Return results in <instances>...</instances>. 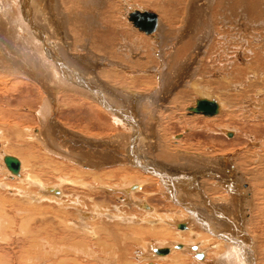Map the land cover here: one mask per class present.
Listing matches in <instances>:
<instances>
[{
  "label": "bare ground",
  "instance_id": "1",
  "mask_svg": "<svg viewBox=\"0 0 264 264\" xmlns=\"http://www.w3.org/2000/svg\"><path fill=\"white\" fill-rule=\"evenodd\" d=\"M13 1H14L15 5H17V4H19V6L22 5V7L20 6L21 7L20 14L17 13V16H15V17H7L6 19H3V20L1 19L2 23H0V78L3 80L2 82L8 81L10 83V84L9 83H5V84L3 83L4 86L2 88H4L5 92L7 91V89L8 90L14 89V91H15V89H17L19 86H25V84L28 85V83L32 82L34 85H36V87L38 88V91H40V94H41V92H43L45 94L44 95V96H46L45 101H48V99H50L51 104L48 105V103H49V101H48L46 103L47 104L46 108H48L52 105L51 107L53 109L56 107V105H55L56 101L58 103L59 99H61V98H62V100L65 99V98L63 99V97H61V95H70V97H71V95H73L74 98H77L78 95L76 96V93H78L80 96L84 97V99L81 98V99H83V101H85L87 103H88V101H90V102L96 104L99 107L98 109L100 111V113H99L100 115H102V114L107 115L109 113L112 116V117L111 116L110 117L112 119V122L115 125L119 124L121 126V124H124V126L127 128L126 130L130 131V133L127 134L128 137L123 135V134L122 135L118 134V135H114V136L112 135L111 137L110 136L107 137L106 135L105 136L102 135L101 137H98V136L94 137L93 135H90V134L87 135L88 133L85 136L84 133L79 134V133L74 132V131L66 130L64 127H62V124L60 122L56 121L52 116H44V114H46V112L44 110L45 108H43V110H40L41 108L39 109L41 112H40V114L37 113L38 115L36 116V118L38 117V119H39V121H38L39 124H37L38 127L37 126L32 127L33 128L32 129L33 134L36 136V138L39 141H42L43 143H45L44 141H46V144L48 146H45L46 144L45 145L43 144V145L45 147H47L49 152H51L54 149L57 151V153L59 154V157L56 154L55 155L57 157L56 156L55 157L58 158L59 160H62L59 162V164H64L65 166L63 165V167H66V168L71 167L69 165L73 164V166L76 167V169L78 168L77 169L78 174H76L77 175L76 178L71 177V178H75V180H68V184L69 185L70 184L75 185L76 187L79 186L80 188H83V190L80 192L71 191L70 192L71 194L69 193L70 195L67 193H64V189H63L64 183L62 182V180L61 181L59 180L62 183H60V185H58V186L57 185L56 186L41 185V188H43V190H45V193H51L52 195H55V196H57V198L60 199V202H58V209L59 210H58V216H57V231L53 230L54 233L50 234V232H47L48 229H46L44 225L42 226L41 221H39V220H38L39 223H35L36 226H30L31 228L27 226L28 228H30V229H28V231L26 233L28 238H24V239L27 240L25 244H27L26 246H27L28 252L26 253V250L22 249V250H24V252H22V253L28 254V256L26 254H25V256L30 257L32 260L39 258V262H36V260H35L34 262L31 261L32 263H30V264H121V263H124L125 261L128 262L126 259H125V261L122 260V257H124V254H126L125 252L123 254H121V251L122 252L124 251V250H122V248L119 250L120 253H118V255H117V250H114V251H116V256H114V258H110V255L108 253V242L110 239L111 240L115 239V237H116V235L114 234L115 231H116V233L122 231L121 228L117 227V229L113 232V231H111V230H113V229H111L112 226L110 227L111 230H109L105 224L108 223L110 220H115L118 224H120V222H127V221H129V223H135V227L128 228V229L134 233L137 240H142V241L144 240V237H142L140 235L143 231H145L147 233L146 234L147 236L152 235L153 237H155V239H157L156 242L159 241L157 244H155V242H153L154 244L151 242H144V243L140 242V243H142L140 246H138V243H137L136 247H139V250H138L137 256H136V258L138 260V261H136L137 263L132 261V262H128V263L125 262L126 264H139L138 262H140V260H147V262H146L147 264H154L153 262H151V260L152 261L154 260V262H155V261H160V260L162 261V260L167 259V261H168V259H175V258L176 259L181 258V260H179L178 264H186V262H184V259L182 260V257L190 258L191 261L188 259V262L190 261L189 262L190 264H191V262H193L192 264H222V263L233 264L234 263L233 258L235 260H237V264H254V260H255L254 253H255V251L253 252V246H255V243H256L255 240L256 239L254 238V236H253V238L251 237V235L249 234V231L246 229V226H248L247 228L250 227L255 232H258V233L260 232V234H262L264 232V204L263 205L259 204V205H261V207H259V205L254 206V204H253L254 203V201H253L254 197L253 196L255 195V193L257 194V196H258V194H262L261 196L260 195L259 196L262 198V202H264V174L262 175L259 172L260 175L259 174L256 175L254 172H251V174H250L252 176L251 179L253 181H255V191H256L255 193L253 192L254 193V195H253V193H251V186H250L251 184H248L246 181L245 182L242 181L243 177L239 178L240 173L236 168H234V165L231 164V160H230L231 158H229V156H225V157L219 156L217 158H209V157H205V156L201 157V155L199 153H197V154L195 153L196 155H193L191 152H189V151H191V149L189 147H187L186 150H189V151H182L181 154H183V156L178 157V153L180 154V152L177 153V150H178L177 147H181L179 142L183 139L184 133H188L190 131L189 129L184 130L185 132L183 134L175 135L174 137L172 136L173 140H174V142L173 141L172 142L174 143V145L171 146L170 149L168 147L165 149L164 146L159 145L160 143L154 142V139L156 138L155 137L156 134L154 132H152L153 137L145 136L144 135L145 134L144 133L145 127H144V125H142V122H144V121L143 120L141 121V118H143V117H141L140 120L137 119L138 113L141 114V112L136 111V109L140 110V108L142 106L141 107L136 106L135 101H134L133 105L128 104V106L126 107V105L124 104V100L120 98L119 92H121V91L119 90V92H118V89H117L118 83L115 84V85H117V86H115L116 89H111V88H108V85L105 83V81H101L99 79L92 81L91 79L87 78V76H86L87 74L85 72L86 68H82L81 65H80L81 67L79 66L80 62L85 61V57H83L79 53H74L75 50L76 51L80 50V49L82 50L83 47L78 46V41H77L78 39L74 40L75 36L72 39L74 42L71 41V43H70L68 41V38L70 36H68L67 29L64 26H62L61 24H57V21L55 20L56 15L50 14L51 9L49 8L48 12H46L47 8L45 9L44 7H42V3H38V1L35 2V6H36L35 10L31 9V7L29 6L30 3L32 4V2H31L32 0H19V1L13 0ZM49 1L53 2L54 0H49ZM178 1H180V4L183 3V0H178ZM186 1H188V2H186ZM194 1L192 2L190 0H185L184 3L186 5L188 3H194ZM204 1H206V3H207L206 8L208 7L209 3H211L213 1L214 9L216 8V11L220 13L218 15V17L221 18V27L223 29L221 32L224 34H221V36H217V37H219V39L221 37V42L219 41L217 43V41H216L217 37L215 38L213 36V33L208 30V40L212 41V39H214L213 40L214 45L212 46L213 51L214 50L218 51V54H220V55H218L217 57L220 56V59L222 57V62H220L221 64L217 63L220 66V68H219L220 72H215V74L212 75L213 78H211L208 81L201 80V82H202L201 85L204 84V86L202 85L203 87H201V85H199L197 82H194L195 80L191 81V78L194 76V74H193L194 70H191L190 68H189V70L187 69V71H188L187 72L188 73L187 78H184L186 75L185 76L183 75L179 79H176L178 77V75H180L181 70H182V68H180V67L177 68L178 67L177 66L176 68L173 69L174 73H175L174 81L173 82L171 81L172 83H170V85L168 84L169 87L164 89L165 83L161 85V83H162L161 81L163 79L164 74H166L165 70H163L165 68V58H163L164 56L162 55L163 50H160L161 51L160 53H158L156 51L154 56L155 55L157 56L156 58L158 59L157 61L159 64L155 67L156 69L155 68L153 69L154 70L153 72L156 73V76L155 75L154 76L157 78V82L159 83V86H161L164 90H166V95H164L165 93L164 94L161 93L160 87L158 86L159 89H157V87H155L157 89V92L154 93L153 95L150 96V93L148 94V96L146 95V97H145V95H143L142 98H145V99H143V102L145 103V105H147L148 109L149 108L151 109V106H153V105H155V107H157L160 105L163 106V103H167V102L175 103V101H177V98H175V96L177 95L178 87H179L180 83L184 84L187 82L189 84V86H186V87H188L189 90H185V91L182 90L183 92L181 91V93H179L178 95L182 97L185 95L190 96L191 94H195V95L197 94V95H200V97L195 99L196 102L194 105H191V106L184 108L185 109L184 115L190 116V117L191 116H193V117L203 116L202 118L209 117V119L214 118V120H215V117H219L216 120L217 122L224 119L223 117H226V120L228 122L229 118H227V117H231V119H232V117H233L232 115L233 114L235 115L236 111L240 110L238 107H236L235 104H232L229 102L228 99L231 97V93L232 92L239 93L242 96L245 94L246 98L244 100V102H245L244 104H248L247 106L250 109L248 112L250 113V118H251V119L248 118L249 120L246 121V122H248L246 124H249L248 125L249 129H247V130L249 132H252L253 129L255 131L262 129L264 131V88L261 87V86H264V84H261V82H263L264 80H259L260 77H264V72L258 70V68H264V0H204ZM9 2L11 3V1H9ZM54 2H56V1H54ZM62 2L66 3L63 0H62ZM70 2L71 1L69 0V3ZM2 4H4V2ZM14 4H13V6H15ZM155 4H156L155 6L158 7L159 10L163 11V13L164 12L166 14L168 13V10H166V8L163 7L162 2H160L159 4L157 2ZM178 6H180V5H178ZM191 6H192V4H191ZM57 7H58V2H57ZM64 7H65V5H64ZM178 9H179V7H178ZM186 9H189V8H186ZM57 10H58V8H57ZM67 10H68V8H67ZM189 10H190V12L188 11L189 13L187 12L188 14L186 15V17H187L186 24L183 26V28L181 27L182 29H180V31H177L178 34H180V32H183V34H182L183 37L188 39V40L190 38H192L191 36H189V34H192V31L194 30V28L197 27V26L195 27V23L193 24V21L195 22V19L197 17V15H195L196 14L195 10L193 8H191ZM134 11H136V9ZM137 11L145 12L147 10L141 9V10H137ZM26 12H27V15H24ZM147 12H149V11H147ZM45 13H47V15H45ZM130 13L131 12H130L129 8L126 9V15L123 13L125 15L126 20H129L128 17H129ZM59 14L65 15L66 12L64 10H61V11H59ZM223 14H227V15L224 16ZM86 15H88V13ZM49 17H51V18L49 19ZM81 17L83 18V16H81ZM155 17H156L157 26H156L155 31L153 32L154 34L153 33L148 34L149 37L153 38L154 48L158 47L159 35L162 34V32H161L162 31V22H160V20H159L160 17H159V19L156 15H155ZM60 18H61V16H60ZM199 18L200 19L202 18L205 20L206 19L205 14L202 13V15H199ZM226 18H227V20H226ZM7 20H9V21H7ZM230 20L234 21V28L229 24ZM173 22H175V21H173ZM183 22H185V20ZM207 22H208V20H207ZM235 22H238V24H239L238 27H236ZM73 23H74V21H73ZM72 25H74V24H72ZM213 25H214V22H213ZM75 26H76V24H75ZM79 26H80V23L78 26H76L77 30L79 29L78 28ZM171 26H172V24H171ZM68 27L70 28V25H68ZM173 27H175V26H173ZM248 27H253V29H256V32L253 31L252 29H251V31L247 30L246 28H248ZM72 29H73V27H72ZM75 29L76 28H74L73 30L75 31ZM68 30H70V29H68ZM111 30H112V28H111ZM230 30L232 31L231 35H230ZM242 30H244V31L240 32ZM1 31L4 34H1ZM74 31H73V33H75V32L79 33L81 30L80 31L78 30L79 32H77V31L74 32ZM92 32H93V30H92ZM138 32H141V31H138ZM193 33H194V31H193ZM245 34H248V36H247L248 41L245 40ZM95 36H96V34H95ZM231 39H233L232 45H231V42H232ZM76 41H77V46H76ZM187 42H189V41H187ZM234 43H236V45H234ZM241 44L243 46L244 45L245 46L243 48H240L239 45H241ZM247 45L248 46L251 45L252 47L250 46L251 49H247V52H246ZM203 47H204L203 49L205 50L207 48V45L205 44V46H203ZM217 47H222V50H221V48H217ZM230 47H231V49H230ZM197 48L199 49V52H198V54H199L200 49H202L201 48V42H199V41L197 42V46L195 47V49H197ZM242 49H244V50L242 51ZM229 50H231V51H229ZM213 51H212V53H213ZM83 53H84V50H83ZM205 53H207V52H205ZM215 53L217 54V52H215ZM193 58H195V56H193ZM197 58H198V56H197ZM97 61H99V59ZM99 63H101V62H99ZM112 66H114V65H112ZM188 67H189V64H188ZM158 69H160V71ZM254 69H257V70L255 71ZM103 72H105V71H103ZM103 72H102V74L105 75L106 77H108V76L112 77L113 73H110V72L103 73ZM157 72H159V73H157ZM115 75H118V73ZM217 75L220 78H217ZM210 76L211 75H209V77ZM209 77H207V79ZM108 78L110 80V77H108ZM93 79H95V76L93 77ZM237 79H239V80L237 82H235L234 80H237ZM111 81L113 82L114 79H111ZM116 81H118V80H116ZM259 81H261V82H259ZM205 82H206V84H205ZM121 84H122V82H121ZM183 84H181V85H183ZM31 86H32V84H30V87ZM27 88H28V86H27ZM27 88H26V90H27ZM105 88H107L111 92L108 91L109 92L108 93ZM169 90L171 91L170 93H168ZM14 91H12V92H14ZM250 91L255 93L254 97H252L250 95ZM17 92H19V91H17ZM215 92L220 94L219 99L215 98L212 95ZM167 93H168V95H167ZM32 94H34V93L32 92L31 96H33ZM20 95H24V94H20ZM126 96H128V95H126ZM131 96H128V97H131ZM33 97H35V96H33ZM170 97H172V98L170 99ZM236 97H238V96H236ZM40 99H41V96H40ZM68 99L69 98H67V100ZM182 99H184V98H182ZM27 100H30V99H27ZM127 100H129V99H127ZM231 100H232V98H231ZM42 101L45 102L44 100H42ZM201 101H207L209 103L213 102L217 107V112L213 115H205L203 113H197L196 111H194L193 109L196 106L202 105ZM69 103L71 104L72 101ZM128 103H130V102H128ZM24 104H26V103H24ZM35 104H37V103H35ZM40 105H41V103H40ZM21 106H22V104H21ZM42 106L43 105H41V107ZM59 106H60V104H59ZM68 106H69V104H68ZM71 106H72V104H71ZM76 106H78V105H76ZM92 106H94V105L92 104ZM155 107L153 106L154 110L156 109ZM160 108H161V106H160ZM60 109H62V108H60ZM224 109H225V111H223ZM253 109H254V111H253ZM58 110H59V108H58ZM5 111H8V109ZM51 111H49V112H51ZM75 111H77V110H75ZM80 111H85V110L81 109ZM135 111H136V113H135ZM152 111L153 110H150V113H148V114L151 115ZM2 112H1V114H3ZM91 112H93V111H91ZM5 113H10V112H5ZM15 113L16 112H14L12 114L14 115ZM87 113H88V110H87ZM143 115L144 114H141V116H143ZM19 116H13L11 123L9 120L6 122H3L2 123L3 126H1V128H5L8 126L7 127L8 129H6V130L9 132H10V130H9L10 126H11V128H15V126H16V127H19V129H21L26 124H24V122L21 120V118ZM235 116H234V118H235ZM146 117H147V115H146ZM5 120H7V119H5ZM112 122H111V125H112ZM224 122H226V121H224ZM205 123H207V122L205 121ZM86 124H88V123H86ZM213 124H215V123H213ZM225 124L226 123H224V126H221L222 127L221 129L223 131L221 129L220 130H221V132H223V134L226 137H229L232 139V136H233L232 133H234V132H232L233 128H232V130H230V128H228V126ZM13 125H15V126H13ZM217 125H219V124H217ZM104 126H106V125H104ZM248 126H247V128H248ZM253 126H255V127H253ZM84 129H85V127H84ZM197 129H199V126L197 127ZM206 129L209 132L211 131L210 128H206ZM15 130L16 129H14V131ZM88 130H89V128H88ZM234 130H236V129H234ZM121 132H122V130H121ZM131 132L133 134L132 136H131ZM12 134H13V132H12ZM193 134H191V135H193ZM147 135H150V134H147ZM5 137H6V135H5ZM14 137L19 138L20 136L19 137L14 136ZM158 137L159 136H157V138ZM12 138H13V136H12ZM23 139H22V142H25V141H23ZM24 140H27V139H24ZM251 141L258 143L257 140H251ZM209 143H211V142H209ZM254 144H256V143H254ZM251 145H253V143ZM192 147H194V146H192ZM40 148H41V146H40ZM42 148H44V147H42ZM202 150H201V152H202ZM159 151H161V152H159ZM45 153H47V152H45ZM8 154L9 153H7V155L4 154L2 157V162L4 165V166L3 165L2 166L5 168L4 170L6 171L7 174L11 175L10 177L12 179L14 177L15 178L17 177V179L18 178L21 179V177L24 174L25 162L21 158L19 159L18 155L16 157L13 155L12 156L8 155ZM10 154H11V152H10ZM49 154H51V153H49ZM45 155H47V154H45ZM53 155H54V153H53ZM53 155H51V156H53ZM6 156L13 157V158L17 159V161L19 162V170L17 173H13L6 166V164L4 162V158ZM158 156H163L166 160L161 159ZM48 157H50V156H48ZM259 160L264 162V157L261 156L259 158ZM168 161H170V162H168ZM36 162H37V160H36ZM57 165H58V162H57ZM128 165L132 166V170L121 171L123 173L121 174V176L120 175L119 176L122 179L120 177L119 178L116 177V175L114 174L115 171L104 172L105 169H108V168H113V167H119L120 168V167H125ZM74 169H73V171L77 172ZM2 170H3V168H2ZM121 170H124V169L122 168ZM263 172H264V170H263ZM197 173L200 174V177H196ZM225 173L228 174L227 175L228 178L227 177L224 178V179L227 178V181H224V179H223V182L226 183V185L225 184L224 185L228 188V189L226 188V190L229 191V193H228L229 198H228V196L225 197V199L227 198L229 200L228 206L220 208L217 210L216 207H218V206L215 207V205L209 201V198H208V201L210 203L208 201H206L207 200L206 198H203L201 201H199V199L202 197H201V192H199L200 190L196 191L197 183L199 181L198 179L201 180V178L202 179L205 178V179L211 180V181H209L210 182L209 186H211L210 188L211 189H217L216 185L222 184V183L220 184V182L223 178L222 176H224ZM117 174H120V173H117ZM60 175H62V174H60ZM64 175L62 178L65 179ZM12 176H14V177H12ZM57 176H59V175H57ZM74 176H75V174H74ZM177 176H180V177H177ZM35 177H37V176H35ZM29 178H32V177H30V176L28 177V182H30L29 184L30 185L35 184V181L32 180V183H33L32 184L31 181H29ZM37 178L39 179L40 177H37ZM107 178H115V181H113V179H112V180H110L112 183H110L107 181ZM20 179H19V181H20ZM22 179H24V178L22 177ZM38 182H40V181H38ZM113 182L114 183L119 182L120 184L117 183V185H115V186L114 185L109 186V185L113 184ZM66 183H67V181H66ZM39 184L36 186V187H39L38 190L41 189ZM152 184H155V186L157 185L158 186L157 187L158 193L161 194V196L164 199H166V201H169L170 204H172L171 205L172 208L170 209V211H173L174 213L170 212L169 207H168V211L170 212L169 214H167L166 212L159 214L157 212L159 209L156 208L155 206H153V203H152L153 202L152 200L155 201L157 199V196L153 195V193L151 191L149 193H146L143 196L137 195L135 193L137 191H140L143 194L144 189L145 190H152L151 189ZM1 186L2 185H0V187ZM93 186L97 187L98 191H104V192L106 191L109 194H111V193L116 194L117 193V195H115L113 197L111 196L112 197L111 199H115V198L120 199V203H127V204L130 203L132 206L138 208L137 212L132 213L131 209H129V210L127 209L128 211L125 209L126 211L121 210L119 215L114 216L117 212L114 208L116 206L113 207V210L116 211V212L114 211V213L110 212L107 208H105L107 206L104 207V205H105V204H103L104 202H101L97 206L95 199H98V198L106 199V198L104 197L105 195L102 196V192L101 193L99 192L96 194L90 193V191L88 189H91V187H93ZM9 187H10V185H9ZM80 188H79V190H80ZM43 190L41 189L40 191L43 192ZM159 194H158V196H159ZM19 195H21V194H19ZM62 197L64 198L63 201H62ZM107 197H108V194H107ZM27 198H29V197H27ZM30 198H33V197H30ZM35 198H33V199H35ZM68 198H70L69 201H67ZM139 198H144V199H139ZM261 198H259V200H261ZM37 200L38 199H36V201ZM226 200H225V202H226ZM36 201L34 200L31 203V205H34L33 203H35ZM251 201L253 202L252 204H251ZM122 205H124V204H122ZM166 205H168V204H166ZM173 209H177V210L175 211ZM257 209H258V211H257ZM248 210H249V212H250V210H252L253 214H254V212L257 211L256 214H258V216H257L258 219H257V221L255 220L256 221L255 223H254V219H256V218H254V219L252 218L251 220L249 219L250 221L247 220L248 215L246 214V212ZM2 213H3V211H2ZM50 213H52V212H50ZM55 214H56V212H55ZM33 217L34 216L30 217L31 218L30 222L33 221V219H32ZM176 217L179 219H182V221L175 222V219H177ZM34 219H36V218H34ZM43 219H44V217H43ZM137 219H139L140 222H137ZM9 221H11V219ZM22 221H26L24 225H26V223L27 224L29 223L27 221V219L26 220L22 219ZM1 224H2V222H1ZM1 224H0V227H1ZM20 225L22 227L21 228L22 230H20V231H23V224H19V226ZM192 225L193 226L196 225L197 228L200 227L201 229L202 228L205 229L204 228L205 226L211 227L210 231L207 230V231H209L208 233H210L211 235H214L215 237L221 239L223 241V247H225V250L226 249L228 250L229 248H231L232 252L230 254L228 252V254H227V250L226 251L224 250L225 252L223 253L222 258L218 259V257H217L216 259L214 258L215 260H213L212 258H209L210 254L212 252H206L207 250L205 248H207L206 245L208 243L205 245V242H207V241L203 240V238L206 237V235L201 234L200 230H198L199 231L198 233H195L196 231L194 232L193 229L196 226L192 227ZM5 226L7 227V225H5ZM47 226H48V224L46 225V227ZM142 226H147V228H146L147 230H144V228ZM27 227H25V228H27ZM3 228H0V229H3ZM17 229H19V227ZM5 232H7V231H5ZM56 232H57V238H56L57 239V241H56L57 245L55 242H51V239H52L51 236L53 234H55ZM250 232H251V230H250ZM1 233L3 236L4 232L1 231ZM14 234L16 237L18 235V232L14 233ZM128 234H126V235L129 236ZM6 235L7 234H5V236ZM10 235H12V234H10ZM19 235H20V233H19ZM170 235H175V236H177V238H175V239L173 238L171 241L161 240L162 238L167 239V237H169ZM171 237H173V236H171ZM260 238H259V240H261ZM5 239H3V240L5 241ZM127 239H125L126 242H128ZM169 239H170V237H169ZM119 240H121V239H119ZM119 240H117V242ZM123 240H121V241L123 242ZM137 240H136V242H137ZM114 242L112 240L111 243H114ZM115 243H114V247H117V246H115ZM119 243H120V241H119ZM110 246H112V245H110ZM257 246H259V245L257 244ZM126 247H127V245H126ZM131 248H133V247H131ZM262 248H263V245H262ZM111 249L113 250V246ZM164 249L167 250L166 253L161 252V250H164ZM260 253H262V252H260ZM259 254H258V256H259ZM41 257H45L46 261L41 260ZM47 258H49L50 260H48ZM124 258H127V256ZM244 258H246V260H244ZM258 258H260V257H258ZM26 259H24V260H26ZM130 259H132V258H130ZM176 259H175V261H176ZM23 264H24V262H23ZM262 264H264V263H262Z\"/></svg>",
  "mask_w": 264,
  "mask_h": 264
},
{
  "label": "rangeland",
  "instance_id": "2",
  "mask_svg": "<svg viewBox=\"0 0 264 264\" xmlns=\"http://www.w3.org/2000/svg\"><path fill=\"white\" fill-rule=\"evenodd\" d=\"M2 1L4 2V4H2L3 3ZM9 1H11L12 4ZM37 1H38V3H42V7H44L45 9L47 8L46 12H48V10L50 8L51 9L50 14L56 15L55 20L57 21V24H61L62 26H64L67 29L68 36H70L68 38V41L70 43H71V41H73L72 39L74 36H75L74 40L78 39L77 40L78 46L79 47L82 46L83 48H82V50L81 49L77 50V51L75 50L76 52L74 51V53H79L83 57H85V61L80 62L79 66L81 65L82 68H86V70L85 69L84 70L87 74L86 75L87 78L91 79L92 81H95L97 79H99L101 81H105V83L108 85V88H111V89H116L115 86L118 85L117 86L118 92H119V90L121 91V92H119L120 98L124 100V104L126 105V107L128 106V104L133 105L134 101H135L136 106H140V107L142 106L140 108V110L136 109V111L141 112V114H144L143 116H141V114L138 113L137 119L140 120V118L143 117V118H141V121L142 120L144 121V122H142V125H144V127H145V130H144L145 132L143 131L145 133L144 134L145 136L153 137L152 132H154L156 134L155 135L156 138L154 139V142L160 143L159 145L164 146L165 149L167 147L170 149L171 146L174 145L173 137L175 135L183 134L185 132L184 130L189 129L190 131L188 133H184L183 139L179 142L181 147H177V149H178L177 153L180 152V154L178 153V157L183 156V154H181L182 151H189V150H186L187 147H189L191 149V151H189V152H191L193 155H196L197 153H199L201 155V157L205 156V157H209V158H217L219 156H222V157L229 156V158H231L230 159L231 164L234 165V168H236L239 171V173L241 174V175L239 174V178L243 177L242 181H244V182L246 181L248 184H251L250 185L251 186V193L256 192L255 191V181H253L251 179L252 176L250 174H251V172H254L256 175H258L259 172L262 175L264 174V172H263L264 162L259 160V158L261 156L264 157V138H263L264 137V131L262 129H260L258 131H255L253 129L252 132H249L247 130V129H249V126H248L249 124H246V123H248L246 121H248L251 118H250V113L248 112L250 110L249 107L247 106L248 104H244L245 103L244 100L246 98L245 94L242 96L239 93H235V92L231 93V97L228 99L229 102L232 104H235L236 107H238L240 110L236 111V113H235L236 116L234 114L232 115L233 116L232 119H231V117H227V118H229L228 122L226 120V117H223L224 119L217 122L216 120L219 117H215V120H214V118L209 119V117L202 118L203 116H201V117L200 116H198V117L191 116L190 117V116L184 115L185 114L184 108L191 106V105H194L196 102L195 99L200 97V95H197V94L196 95L191 94L190 96L185 95L182 97L178 95L179 93H181L182 90L183 91L189 90V88L186 87V86H189V84L187 82L184 84L180 83V85L178 87L177 95L175 96V98H177V101H175V103H173V102L163 103L164 107L162 105H160L161 106V108H160V106L155 107V105H153L156 108L155 110H154L153 106H151V109L150 108L148 109L147 105H145V103L143 102V99H145V98H142L143 95H145V97H146V95L148 96L149 93H150V96L153 95L154 93L157 92V89H159V87H160L161 93L162 94L165 93L164 95H166V90H164V89L168 88L169 87L168 84L170 85V83H172L174 81L175 73H174L173 69L176 68L177 66H178L177 68L180 67V68H182V70H181L180 75H178V77L176 79H179L183 75L184 76L186 75L184 78H187V75H188L187 69L189 70V68H190L191 70H194V73H193L194 76L191 78V81L195 80L194 82H197L199 85H201V83H202L201 80L208 81L211 78H213L212 75L215 74V72H220V70H219L220 66L218 64H221L220 62H222V57H221V59H220V56L217 57L220 54H218V51H215V50L213 51V49H212L213 48L212 46L214 45L213 44L214 39H212V41L208 40V30L213 33V36L215 38L217 36H221V34H224L221 32L223 30L221 27V18L218 17V15L220 13L216 11V8L214 9L213 1L211 3H209L208 7L206 8L207 3L204 0H195V1L190 0L192 2L194 1V3H188L186 5L184 3L185 0H183L182 4H180V1H178V0H70L71 1L70 3H69V0L68 1L63 0L66 3L62 2V0H54L56 2H54V1L50 2L49 0H45V1L44 0H40V1L39 0H32L31 1L32 4L30 3V5H29L31 7V9L35 10V8H36L35 2H37ZM57 2H58V7H57ZM157 2H158V4L160 2H162L163 7L166 8V10H168L167 14L165 12L163 13V11L159 10L158 7L155 6L156 5L155 3H157ZM186 2H188V1H186ZM13 4H14L13 0H0V23H2V20L6 19L7 17H15V16H17V13L20 14V9H21L22 5H20L21 6L20 7L19 4H17V5L14 4L15 6H13ZM191 4H192V6H191ZM64 5H65V7H64ZM178 5H180V6H178ZM178 7H179V9H178ZM57 8H58V10H57ZM67 8H68V10H67ZM127 8H129L130 12L134 11L135 9L136 10L146 9L147 11L155 14L158 17V19L160 17L159 20H160V22H162V31H161L162 34L159 35L158 47L154 48V43H153L152 37H149V35H146L143 32H138L133 27L132 23L129 20L125 19ZM186 8H189V9L193 8L195 10V13H196L195 15H197L195 22L193 21V24L195 23V27L196 26L197 27L194 28V30L192 29L194 31V33L191 30L192 34H189V36H191L192 38H190L189 40L183 37V35H182L183 32H180V34H178V32H177V31H180V29H182L183 26L186 24V19H187L186 15L190 12V10L186 9ZM61 10H64L66 12V14L65 15L59 14V11H61ZM87 13H88V15H86ZM202 13L205 14V17H206L205 20L202 18L201 19L199 18V15H202ZM24 15H27V12ZM45 15H47V13H45ZM70 15L71 16L73 15V16L71 17ZM223 15L225 16L227 14H223ZM60 16H61V18H60ZM81 16H83V18ZM50 18L51 17H49V19ZM182 20L183 21L185 20V22H183ZM207 20H208V22H207ZM226 20H227V18H226ZM7 21H9V20H7ZM73 21H74V23H73ZM173 21H175V22H173ZM213 22H214V25H213ZM79 23H80V26L78 27L79 28L78 30L79 31L81 30L80 32L77 30V27H76L79 25ZM235 23H236V27H238L239 26L238 22H235ZM72 24H74V25H72ZM75 24H76V26H75ZM171 24H172V26H171ZM229 24L234 28V21L233 20H230ZM68 25H70V28L68 27ZM173 26H175V27H173ZM72 27H73V29L76 28L75 31L79 32L80 34L76 33L72 29ZM111 28H112V30H111ZM68 29H70V30H68ZM246 29L250 30V31L252 29L253 31L256 32V29H253V27H248ZM92 30H93V32H92ZM73 31L75 33H73ZM243 31L244 30H242L240 32H243ZM231 33H232V31L230 30V35H231ZM1 34H4V33H2V31H1ZM95 34H96V36H95ZM247 36H248V34H245V40L246 41H248ZM232 40L233 39H231V41ZM77 41H76V46H77ZM187 41H189V42H187ZM198 41L201 42V48H202V49H200L199 54H198L199 49L198 48H197L198 50L195 49ZM216 41H217V43L219 41L221 42V37H220V39H219V37H217ZM232 43H233V41L231 42V45H232ZM205 44L207 45V48L204 50L203 46H205ZM234 45H236V43H234ZM239 46H240V48H243L245 45L243 46L241 44ZM250 46L251 45H249V46L247 45L246 52H247V49H251L252 46L251 47ZM217 48H221V50H222V47H217ZM230 49H231V47H230ZM83 50H84V53H83ZM160 50H163L162 55L164 56L163 58H165V68L163 70H165L166 74H164L163 79L161 81L162 82L161 85L165 83L164 89L161 86H159V83L157 82V78L155 77L156 73L153 72L154 71L153 69L159 64L157 61L158 59L156 58L157 56L156 55L154 56V54L156 51L158 53H160L161 52ZM243 50L244 49H242V51ZM212 51H213V53H212ZM229 51H231V50H229ZM205 52H207V53H205ZM215 52H217V54ZM193 56H195V58H193ZM197 56H198V58H197ZM98 59H99V61H97ZM99 62H101V63H99ZM188 64H189V67H188ZM112 65H114V66H112ZM158 70L160 71V69H158ZM254 70L256 71L257 69H254ZM258 70L264 72V68H258ZM103 71L113 73L112 77L113 76L114 77L112 78L111 76H108V77H110V80H109L108 77H106L105 75L102 74ZM105 72H103V73H105ZM117 73H118V75H115ZM157 73H159V72H157ZM209 75H211V76L209 77ZM94 76H95V79H93ZM207 77H209V78L207 79ZM217 78H220V77L217 75ZM111 79H114V81L112 82ZM116 80H118V81H116ZM238 80L239 79L234 80V81L237 82ZM259 80H264V77H260ZM2 81L3 80L0 78V108H1L0 109V185H2L0 187V207L2 206L0 208V218L1 217L3 218V219L2 218L0 219V224L2 222L0 228H3V227L4 228L0 229V233H1V231H3L4 234H3V236H2V233L0 234V264H23V262H24V264L25 263L30 264V263L34 262L35 260H36V262H39V258L32 260L30 257L25 256V254L28 252V250H27V246H26L27 244H25L27 240H25L24 238H28L26 233H27L28 229L31 228L30 226H36L35 223H39V221H41V225L42 226L44 225L45 228L48 229L47 232H50V234L54 233L53 230L57 231V216H58V210H59L58 209V202H60V199L57 198V196L52 195L51 193H45V190H43V188H41V185H52V186L57 185L58 186V185H60V183L63 182L64 183V185H63L64 193H67V194H69L71 191L80 192L83 190V188H80L79 186L76 187L75 185H72V184L69 185L68 184V180H75V178L77 176L76 174H78V170H77L78 168L76 169V167H74L73 164H70L69 166H71V167H67V168L63 167L64 164H59V162L62 160H59L58 158H56L57 156L59 157V154L57 153V151L54 149L51 152H49L47 147H45V146H48L46 144V141H44L45 143H43L42 141H39L36 138V136L33 134V132H32L33 128L32 127L33 126L38 127L37 124H39L38 123L39 119H38V117L36 118V116L38 114H40V112H41L40 110H43V108H45L44 110H45L46 114H44V116H52L56 121L60 122L62 124V127H64L66 130L74 131V132H77L79 134L84 133L85 136L88 133L87 135L90 134V135H93L94 137H97V136L101 137L102 135L103 136L106 135L107 137H109V136L111 137L112 135L114 136V135H118V134H121V135L123 134V135L128 137L127 134H129L130 131L126 130L127 128L124 126V124H121V126L119 124L115 125L112 122V119H111L112 116L109 113L107 115H103V114L100 115L99 114L100 111L98 109L99 107L90 101H88V103L83 101L84 97L80 96L78 93H76V96L78 95L77 98H74L73 95H71V97H70V95H61V97H63V99L65 98L66 100L65 99L62 100V98L59 99L58 103L60 104V106L56 101V104H55L56 107L54 109L51 107L52 105L50 107L46 108L47 107L46 103L48 101H49L48 105L51 104L50 99H48V101H45V97H46V96H44L45 94L43 92H41V94H40V91H38V88L32 82L28 83V85L25 84V86H19L17 88L18 90L15 89V91H14V89H12V90L7 89V91L5 92L4 88H2V87L4 86L5 83H9V82L8 81L2 82ZM120 81L122 82V84ZM259 82H261V81H259ZM30 84H32L31 87H30ZM115 84H117V85H115ZM181 84H183V85H181ZM205 84H206V82H205ZM261 84H264V81L261 82ZM202 85L204 86V84H202ZM202 85H201V87H203ZM27 86H28V88H27ZM155 87H157V89ZM261 87L264 88V86H261ZM26 88L28 91L26 90ZM105 89L107 92L108 91L111 92L107 88H105ZM12 91H14V92H12ZM17 91H19V92H17ZM32 92L35 94V95L32 94L35 97L31 96ZM170 92L171 91L169 90L168 93H170ZM168 93H167V95H168ZM20 94H24V95H20ZM217 94L218 93L215 92L212 95L215 98L219 99L220 94H218V95ZM126 95H128V96L132 95V96L128 97ZM250 95L252 97H254L255 93L250 91ZM40 96H41V99H40ZM236 96H238V97H236ZM67 98H69V99L67 100ZM81 98H83V99H81ZM171 98L172 97H170V99ZM182 98H184V99H182ZM231 98H232V100H231ZM27 99H30V100H27ZM127 99H129V100H127ZM42 100H44L45 102H43ZM71 101H72V103H71L72 106L69 103ZM128 102H130V103H128ZM24 103H26V104H24ZM35 103H37V104H35ZM40 103L44 107L43 106L41 107ZM21 104L23 107L21 106ZM68 104H69V106H68ZM92 104L94 106H92ZM76 105H78V106H76ZM58 108H59V110H58ZM60 108H62V109H60ZM7 109H8V111H5ZM81 109L85 110V111H80ZM86 109L88 110V113H87ZM75 110H77V111H75ZM150 110H153L151 115L148 114V113H150ZM49 111H51V112H49ZM91 111H93V112H91ZM136 111H135V113H136ZM223 111H225V109ZM253 111H254V109H253ZM1 112L3 114H1ZM5 112H10V113H5ZM14 112H16L15 113L16 115L12 114ZM12 115L13 116H19L20 115L19 117L21 118V120L26 125H24L21 129H19V127H16L15 125H13V126H15V128H11V126H10L9 127L10 132H9L6 130V129H8L7 128L8 126L7 127L4 126L5 128H1V126H3V124H2L3 122H6L8 120L11 123V120L13 117ZM146 115H147V117H146ZM234 116H235V118H234ZM5 119H7V120H5ZM223 120L226 122H224ZM205 121L207 123H205ZM111 122H112L113 126L111 125ZM223 122L226 123L225 125H227L228 128H230V130H232V128H233L232 132H234V133H232L233 134L232 139L229 137H226L223 134V132H221V130H222L221 126H224ZM86 123H88L89 125ZM213 123H215V124H213ZM217 124H219V125H217ZM104 125H106V126H104ZM198 126H199V129H197ZM247 126H248V128H247ZM84 127H85V129H84ZM253 127H255V126H253ZM88 128H89V130H88ZM202 128L203 129L205 128V129L203 130ZM206 128H210L211 131L210 132L207 131ZM14 129H16V130L14 131ZM234 129H236L237 131ZM121 130H122V132H121ZM12 132H13V134H12ZM147 134H150V135H147ZM191 134H193V135H191ZM5 135H6V137H5ZM132 135L133 134L131 132V136ZM12 136H13V138H12ZM14 136H18V137L20 136V137L16 138ZM157 136H159V137L157 138ZM23 138L27 139V140H24ZM22 139L25 142H22ZM251 140H257L258 143L251 141ZM248 141L250 143L252 142L253 145H251L252 143L250 144ZM209 142H211V143H209ZM254 143H256L257 145ZM43 144L44 145L46 144V145L44 146ZM40 146H41V148H40ZM192 146H194V147H192ZM42 147H44V148H42ZM201 150H202V152H201ZM10 152H11V154H10ZM45 152H47V153H45ZM48 152L51 154H49ZM159 152H161V151H159ZM7 153H9L8 155H11V156L13 155L16 157L18 155V158L19 159L21 158L25 162L24 174L22 176L24 179H22V177H21V179L20 178L17 179V177L15 178L14 176H12V177H14L12 179L10 177L11 175L7 174L6 171L4 170L5 168L3 167L4 165L2 162V157L4 154L7 155ZM53 153H54V155H53ZM45 154H47V155L49 154L48 156H50V157H48ZM51 155H53V156H51ZM158 157L166 160L163 156H158ZM36 160H37V162H36ZM57 162H58V165H57ZM168 162H170V161H168ZM128 166L120 167V168L119 167L108 168V169H105L104 172L115 171L114 174L116 175L117 178H119L121 176V174L123 173L121 171L132 170V166H130V165H128ZM2 168H3V170H2ZM122 168L124 170H121ZM73 169L76 170L77 172L73 171ZM258 169L259 170L261 169L262 171L261 170L259 171ZM116 172L120 173V174H117ZM60 174H62V175H60ZM74 174H75V176H74ZM57 175H59V176H57ZM63 175H64L65 179L62 178ZM227 175L228 174L225 173L224 176H222L223 178H222L221 182L219 181L220 184L221 183L222 184L216 185L217 189H211L210 188L211 186H209L210 185L209 181H211V180L205 179V178L204 179L201 178V180L198 179L199 181L197 183L196 191L200 190L199 192H201V197H202L199 199V201H201L203 198H206L207 200L206 199L205 200L208 201V198H209V201L212 204H214L215 207L218 206V207H216L217 210L220 208L228 206L229 200L227 198H226L227 199L226 200L225 197L228 196V198H229V195H228L229 191L226 190V188H227L225 186L226 183L223 182V179L225 177H227ZM29 176L32 177V178H29V181H31V183H32V180H34L35 184H33V183H32L33 185L29 184L30 183V182H28ZM35 176L40 177V178L38 179ZM71 177H75V178H71ZM177 177H180V176H177ZM196 177H200V174L197 173ZM227 178L224 179V181H227ZM19 179H20V181H19ZM112 179H113V181H115V178H107V181L112 183L110 181ZM59 180L60 181L62 180V182H60ZM38 181H40V182H38ZM66 181H67V183H66ZM37 183L38 184L40 183L39 186L43 190L44 193L42 191H40L41 189L38 190L39 187H36L38 185ZM117 183L120 184L119 182H115V183L113 182V184H111L109 186H112V185L115 186V185H117ZM9 185H10V187H9ZM157 187H158L157 185L155 186V184H152V186H151L152 190H145L144 189L143 194L140 191H137L135 193L137 195L143 196L146 193H149L151 191L153 193V195L157 196V199L155 201L152 200L153 201L152 203H153V206H155L156 208L159 209L157 211L159 214H162L165 212L167 214H169L170 212H173V211H170V209L172 208L171 207L172 204H170L169 201H166V199H164L161 196V194L158 193ZM79 188H80V190H79ZM88 190L92 194L102 192V196L105 195L104 197L106 199H100V198L95 199L96 205L98 206V204H100L101 202H104L103 203V204H105L104 207L107 206L105 208H107L110 212L114 213L115 210L117 211V212L115 211L116 214L114 216L119 215L121 210L126 211L127 209L128 210L131 209L132 213H136L138 210L137 207L132 206L130 203H128V204L127 203H120V199H116V198L111 199L113 196L117 195V193L116 194L115 193L109 194L106 191L105 192L104 191H98L97 187H95V186L91 187V189H88ZM254 193H253V195H254ZM19 194H21L22 196ZM107 194H108V197H107ZM158 194L160 197L158 196ZM255 195L253 196L254 197V200H253L254 203L251 201V204L253 203L254 206L259 205V204L263 205L264 202H262V198L260 197L262 194H258V196H257V194L255 193ZM27 197H29V198H27ZM30 197H33L35 199L30 198ZM63 197H62V201L64 200ZM259 198H261V200H259ZM36 199H38L37 200L38 202L36 201ZM139 199H144V198H139ZM32 200L36 201L35 203H33L34 205H31V203L33 202ZM69 200H70V198L67 199V201H69ZM225 200H226V202H225ZM122 204H124V205H122ZM166 204H168V205H166ZM261 205H259V207H261ZM114 206H116L117 208ZM113 207L115 208V210H113ZM168 207H169L170 212L168 211ZM173 210L176 211L177 209H173ZM2 211L4 214L2 213ZM257 211H258V209H257ZM257 211L254 212V214H253L252 210H250V212L248 210L246 212V214L248 215L247 220L250 221L252 218L253 219L256 218V219H254V223H255L258 219V217H257L258 214H256ZM50 212H52V213H50ZM55 212H56V214H55ZM31 216H34L32 218L33 219L32 222H30ZM42 216L44 217V219ZM24 217L29 222L28 223L29 225L27 223H26V225H24L26 222V221H22V219L26 220ZM34 218H36V219H34ZM10 219H11V221H9ZM139 219H137V222H140ZM178 221H182V219H179V218L175 219V222H178ZM19 224H23V231H20V230H22L21 229L22 227H21V225L19 226ZM47 224H48V226L46 227ZM5 225H7V227ZM105 225H106V227H108L109 230L113 229V230H111L113 232L117 229V227L122 229V231H120L118 233H116V231H115L114 234L116 235V237H115V239H112L113 242L114 241L116 242V243L115 242L114 243H115V246H117V247H114V243H111L112 242L111 239L109 240V242L110 241L111 242L110 243L108 242V253L110 255V258H114V256H116V251H114V250H117V255H118V253H120L119 250L122 248V250H124V251L123 252L121 251V254H123L125 252L126 254H124V257L127 256V258L122 257V260L125 261V259H126L128 262H132V261L136 262V261H138L136 256H137V252L139 250V247H136L137 243H138V246H140L142 244L140 242H143V243L144 242H151V243L155 242V244H157L159 242V241L156 242L157 239H155V237H153L152 235L147 236L146 235L147 233L145 231H143L142 232L143 234L141 233V235H140V236L144 237V240L143 241L137 240L134 233L128 229V228L135 227V223H129V221L120 222V224H118L115 220H110ZM27 226L30 228H28ZM195 226L196 225H194V226L192 225V227H195ZM18 227H19V229H17ZM25 227H27V228H25ZM110 227H111V229H110ZM142 227L144 228V230H147L146 229L147 226H142ZM207 227L208 226H205L204 227L205 229H203V228L201 229L200 227L197 228V226H196L194 228L195 230L193 229V231L194 232L196 231L195 233H198L199 232L198 230H200L201 234L206 235V237L203 238V240L207 241V242H205V245L208 243L207 245L209 246L208 247L206 245V247H207V248H205L207 250L206 252H212L211 253L212 255L210 254L209 258H212L213 260H215L218 257V259H220L223 257V253L227 249L225 250V247H223V241L221 239H219V238L215 237L214 235H211L210 233H208L210 231L211 227H208V228ZM247 227L248 226H246V229L249 231V234L251 235V237L253 238V236H254V238L256 239L255 240V242H256L255 246H253V252L255 251V253H254V255H255L254 264H262V263H264V259H263L264 258V249H263L264 248V232L262 233L263 234L262 235V234H260V232L259 233L255 232L250 227H249L250 229ZM207 230H209V231H207ZM250 230H251V232H250ZM5 231H7V232H5ZM17 232H18V235L15 237L14 233H17ZM19 233L21 236L19 235ZM5 234H7L6 235L7 237L5 236ZM10 234H12V235H10ZM55 234H53L51 236L52 237L51 242H55L57 245V242H56L57 241V239H56L57 238V232ZM126 234H128L129 236H127ZM171 236H173V237H171ZM169 237H170V239H169ZM169 237H167V239H165V238H162V239L160 238V239L166 240V241H171L173 238L174 239L177 238V236H175V235H170ZM259 238L262 241L259 240ZM3 239H5V241ZM119 239L123 240L124 243ZM125 239H127V241L129 243L126 242ZM117 240H119L120 243H119V241L117 242ZM136 240H137V242H136ZM257 244L259 246H257ZM110 245L113 246V250L111 249L112 246H110ZM126 245L128 248L126 247ZM262 245H263V248H262ZM130 246L133 248H131ZM22 249L26 250V253L23 254L22 252H24V250H22ZM259 251L262 253H260ZM228 252H229V254L232 252L231 248H229L227 250V254H228ZM258 254H259V256H258ZM26 255L28 256V254H26ZM129 257L132 259H130ZM258 257H260V258H258ZM24 259H26V260H24ZM47 259L50 260L49 258H47ZM175 259H168V261L166 259V260H162V261L160 260V261H155V262H154V260L153 261L151 260V262H153L154 264H173V263L178 264L179 260H181V258L176 259V261H175ZM183 259H184V262H186V264H188L191 261L190 258L182 257V260ZM188 259L190 260L189 262H188ZM41 260L46 261V258L41 257ZM233 260H234V263L237 264V260H235L234 258H233ZM244 260H246V258H244ZM125 262L121 263V264L128 263V262H126V263ZM146 262H147V260H140V262H138V263L139 264H142V263L147 264ZM192 263L193 262H191V264ZM222 264H225V263H222ZM227 264H229V263H227Z\"/></svg>",
  "mask_w": 264,
  "mask_h": 264
},
{
  "label": "water",
  "instance_id": "3",
  "mask_svg": "<svg viewBox=\"0 0 264 264\" xmlns=\"http://www.w3.org/2000/svg\"><path fill=\"white\" fill-rule=\"evenodd\" d=\"M129 21L132 25L138 30L145 34H151L155 31L157 23L156 17L154 14L150 12H141V11H133L129 14ZM202 105L196 106L193 110L197 113H203L205 115H213L217 112V107L213 102L201 101ZM4 162L8 169L13 173H17L19 170V162L17 159L6 156L4 158ZM161 252L166 253L167 250H161Z\"/></svg>",
  "mask_w": 264,
  "mask_h": 264
}]
</instances>
